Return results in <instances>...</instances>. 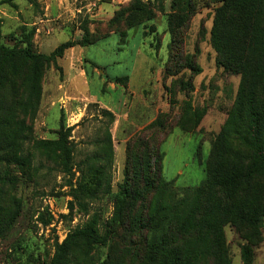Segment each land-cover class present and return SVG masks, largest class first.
Listing matches in <instances>:
<instances>
[{
  "label": "rangeland",
  "instance_id": "1",
  "mask_svg": "<svg viewBox=\"0 0 264 264\" xmlns=\"http://www.w3.org/2000/svg\"><path fill=\"white\" fill-rule=\"evenodd\" d=\"M33 1L0 0L2 44L12 47L26 46L22 41L31 42L34 51L50 55L62 43L81 41L86 27L93 34L92 40L108 33L111 36L89 46L67 50L46 69L41 105L35 119L28 120L31 131L21 144L31 166L25 173L17 166L12 167L15 184L4 187L0 201L6 212L12 210L14 199L21 202L22 208L12 231L0 239V264H49L55 239L62 242L70 232L85 227L93 215L99 217V231L105 234L106 225L114 215L116 194L124 181L128 143L143 134L159 115L172 114L171 119L176 121L186 104L202 118L191 132L178 127L169 130L159 149L164 155L162 176L173 182V189L179 194L201 186L206 180L212 141L228 117L240 83V76L216 64L211 29L218 5L208 0H193L195 13L184 30L183 54L172 60V66L181 71L167 78L164 76L171 42L167 16L173 0H139L154 17L145 21L144 17L139 26L128 30L125 43L112 31L127 30L126 21L116 17L135 0ZM189 56L198 72L184 68ZM71 71L74 80L65 88L63 84ZM125 76L129 77L126 81ZM116 78L124 80L115 84ZM182 81L192 84L189 95L181 91ZM113 84L116 89L112 88ZM97 100L112 106L118 116L102 108ZM103 109L113 113V123ZM61 119L66 127H74L69 138L73 151V184L91 166L106 167L109 183L105 193L95 200L74 196L71 186H65L69 178L62 173L61 160L55 151L35 150V141L58 138ZM189 119L190 114L185 123ZM159 199L170 205L174 203V199L172 202L162 195ZM69 201L75 204L72 217ZM261 231L263 239L253 249V264H264V222ZM224 232L232 264H244L245 242L230 225ZM111 243L93 249L90 254L93 261L102 262L113 247L136 256L134 264H140L137 258L140 246L136 245L141 243L140 238L126 240L120 229ZM78 255L81 260L82 256Z\"/></svg>",
  "mask_w": 264,
  "mask_h": 264
},
{
  "label": "trees",
  "instance_id": "2",
  "mask_svg": "<svg viewBox=\"0 0 264 264\" xmlns=\"http://www.w3.org/2000/svg\"><path fill=\"white\" fill-rule=\"evenodd\" d=\"M208 1L218 5L211 29L216 64L240 76V83L228 117L212 141L205 182L179 194L173 189V182L162 176L164 155L159 150L170 129L178 127L191 132L202 116L190 104L183 107L176 121L171 119L172 114L159 115L143 134L128 143L124 181L116 194L114 215L106 225L105 234L99 231V217L93 215L85 227L70 232L62 242L55 239L49 264H134L136 256L113 247L100 263L90 256L93 249L112 245L111 240L119 235L120 229L126 240L128 237L141 239L136 244L140 246L137 256L140 264H232L224 232L228 225L245 242L244 264H253V249L262 243L264 222V0ZM195 7L193 0L172 1L171 13L167 16L171 42L164 78L181 71L172 66V60L183 54L184 30ZM153 17L145 4L135 0L116 17L126 21L127 30L112 32L119 34L125 43L128 30L139 26L142 18L145 21ZM84 31L81 41L62 43L50 55L34 51L31 42L22 41L27 45L12 47L0 42V201L4 187L15 184L12 167L17 166L25 173L31 166L21 144L31 131L28 120L35 119L41 105L48 65L75 46H89L111 36L108 33L92 40L93 34L87 27ZM1 36L0 18V40ZM186 65V69L199 70L190 56ZM122 78L113 82L120 84L129 77ZM181 91L189 95L192 84L182 81ZM102 112L114 122L113 113L107 109ZM188 114L190 119L185 123ZM60 123L58 138L35 141V150L55 151L61 160L62 173L69 178L65 186H71L74 196L95 200L107 189L106 167L91 166L73 184L75 174L69 138L74 127H66L63 119ZM109 142L113 152L111 136ZM160 195L172 202L174 199L173 205L162 202ZM21 209V202L15 199L8 212L0 203V239L12 231ZM74 209V202L69 201L71 217Z\"/></svg>",
  "mask_w": 264,
  "mask_h": 264
},
{
  "label": "crops",
  "instance_id": "3",
  "mask_svg": "<svg viewBox=\"0 0 264 264\" xmlns=\"http://www.w3.org/2000/svg\"><path fill=\"white\" fill-rule=\"evenodd\" d=\"M93 64H95V63H93ZM96 67H97V66H96V64H95L94 69H95ZM96 69H97V68H96ZM82 71H83V70H82ZM98 72H99L98 70H95V73H96V74H99ZM73 76H74V73H73L72 71L69 72V74H68V76H67V79L65 80V82H64V84H63V87L67 88V86L70 85V83L74 80ZM130 82H131V80H130ZM113 86H114V87H113ZM112 88L116 89V86L113 84V85H112ZM92 102H93V100H92ZM95 102H100V101L97 100V101H95ZM100 103H101L102 108H107V109L111 110V112H113L116 116H118V111L115 110L112 106H110L109 104H103L102 102H100Z\"/></svg>",
  "mask_w": 264,
  "mask_h": 264
}]
</instances>
